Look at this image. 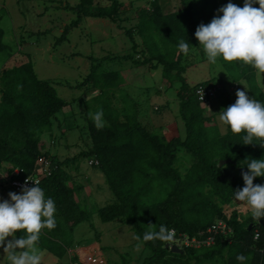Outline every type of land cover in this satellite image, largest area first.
<instances>
[{"label": "trees", "instance_id": "trees-1", "mask_svg": "<svg viewBox=\"0 0 264 264\" xmlns=\"http://www.w3.org/2000/svg\"><path fill=\"white\" fill-rule=\"evenodd\" d=\"M93 1L83 0L80 5L70 8L77 19L66 27L61 42L84 19L123 21L119 0H112L111 7L98 10L92 9ZM182 2L185 7L176 12L166 13L158 1L154 2L152 13L142 12L138 34L144 39L147 50L142 51L139 59L128 55L111 56L104 61L131 62L138 67L157 61L155 67H163V79L171 86L181 85L178 96L181 99L180 114L186 127L185 139H161L144 123L148 119L140 117L138 111L126 110V122L119 123V115L112 104L103 111H108L111 127L97 129L90 120L94 148L80 158L95 157L99 162L98 168L106 175L118 200L97 214L105 223L120 222L131 227L141 238L145 231H158L160 225L190 238L205 233L216 219L226 221L232 228L228 237H217L214 247L201 250L185 247L182 254L166 249L170 241L144 242L141 239L152 253L144 264H205L214 260L239 264L236 259L239 254L248 258L247 264H264V218L260 221L254 218L241 220L238 213L229 218L223 210L224 206L235 201L234 190L244 186L242 170L248 169L241 166L248 158H264V146L243 145V134L230 131L223 136L217 126H207L212 120L205 117L197 91L201 87L218 86V81L190 85L184 77L186 68L182 66L185 55L179 52L177 45L183 39L193 45L191 51H201L202 58L206 59L195 32L201 23L207 24L217 15L219 5L216 0ZM228 2L223 1L224 5ZM126 32L137 53L139 45L133 32ZM4 39L5 32L0 27V53L9 49ZM177 53L179 58L174 61L172 58ZM218 61L228 70L232 81L240 83L246 80L252 97L264 100V88L258 82L256 69L239 61ZM102 63L98 62L92 68L85 84L91 83L93 88L101 90L103 96L106 90L111 89L113 93L114 88H122L124 79L120 71L99 74ZM0 95V167L11 165L23 169L22 178H25L34 173L39 160H55L48 150L51 143L47 144L43 137L53 132L54 120L69 104L59 97L50 82L38 77L32 62L0 74ZM127 97L125 95L126 100ZM131 106L137 109L138 104L133 101ZM181 148L194 159L186 178H181L178 170L172 168L178 159L176 152ZM227 160L231 163L221 167L220 163ZM78 161L79 158L57 161L58 166L52 175L40 185L56 201L58 209L57 230L45 229L44 235L50 240L43 237L40 245L59 257L68 252L74 229L90 217L82 206L76 204L73 191L64 185L68 174L65 166ZM254 183L264 185V177H257ZM61 230L65 235H57Z\"/></svg>", "mask_w": 264, "mask_h": 264}, {"label": "rangeland", "instance_id": "rangeland-1", "mask_svg": "<svg viewBox=\"0 0 264 264\" xmlns=\"http://www.w3.org/2000/svg\"><path fill=\"white\" fill-rule=\"evenodd\" d=\"M82 1L0 0V27L5 32L4 42L9 47L8 50L0 53V74L5 70L32 62L38 77L50 82L59 97L69 104L54 120L53 132L43 137L47 144L51 143L47 149L51 150V156L55 157V160H39L32 176H39L45 180L58 166L57 161L66 162L79 158L77 163L65 166L68 174L64 185L73 191L76 204L82 206L90 217L76 227L74 235L84 241L91 239L99 241L107 258L105 261L99 257L96 262L95 258L88 255L92 254L89 251H99V245L95 244L89 251L83 248L85 250L83 254L86 256L85 258L81 254L83 260L87 261V264H144L152 253L143 242L134 239L136 232L120 222L105 223L98 216L97 212L100 209L117 203L118 200L107 182L106 175L98 165H91L92 160H96L95 157L80 158V156L84 153L88 154L94 148L90 131L92 119L89 114L108 110L111 104L119 115V123L126 122V110L133 113L138 111L140 117L148 119L144 123L161 139L167 141L178 137L185 139L186 127L180 114L181 99L178 96L181 85L171 86L165 81L162 77L163 67L159 66L158 69L155 67L157 61L139 67L131 62L104 61L111 56L128 55L139 59L142 51L147 50L144 39L138 34L142 21L140 16L144 11L152 13L155 1L162 5L166 13L176 12L185 5L182 0H119L122 4L121 23H114L108 19H84L61 42L66 27L77 19L76 13L70 8L80 5ZM216 1L218 8L224 5V0ZM232 2L241 7L244 4V0H232ZM112 3V0H94L92 9L111 7ZM127 30L133 32L139 45L137 53L127 35ZM163 52L165 54L164 50ZM201 54H203L201 51L195 50L182 58V66L186 68L184 77L192 86L212 80L218 81L220 90L216 92L215 97L203 103L202 108L205 117L212 120L207 126H217L221 132L218 120L221 109L226 108L230 103H235L238 89L245 90L250 97L252 94L246 80L240 83L232 81L230 73L220 61L205 66L207 60L202 58ZM178 58L177 53L172 59L176 61ZM101 61L103 63L100 65L99 74L105 71H120L124 79L122 88H114L113 93L111 89L106 90L107 93L103 96L100 89L93 88L91 83L85 84L92 68ZM257 79L264 88V74L257 73ZM221 80H225V83H221ZM125 95H128L127 100ZM133 101L138 104L137 109L136 107L132 109ZM103 113L105 127H111L108 111ZM229 132L230 130H226L222 135L226 136ZM176 153L178 159L172 164V168L178 170L181 178H186L194 161L193 156L184 148ZM8 190L3 188L1 194L5 196ZM223 210L229 218L234 213H238L241 220L254 218L250 207L236 200L224 206ZM217 223L229 226L222 219H216L214 224ZM187 236V234L182 235L184 238ZM177 243L180 244L181 249L185 248L181 245L184 244L183 241L177 239L170 246H177ZM215 245L216 241L210 246H202L196 250ZM89 259L95 263L90 262ZM205 264L226 263L214 260Z\"/></svg>", "mask_w": 264, "mask_h": 264}, {"label": "clouds", "instance_id": "clouds-1", "mask_svg": "<svg viewBox=\"0 0 264 264\" xmlns=\"http://www.w3.org/2000/svg\"><path fill=\"white\" fill-rule=\"evenodd\" d=\"M195 37L206 55L205 66L214 65L219 59L239 61L264 74V0H244L243 7L229 0L209 23L197 27ZM192 46L183 39L177 45L185 56L190 54ZM236 96L235 103L219 112L221 134L230 130L243 134V145L264 146V100L250 97L243 89H238ZM89 115L97 129L106 126L102 110ZM245 161L241 166L248 169L242 172L244 186L234 190V198L249 206L255 221H260L264 218V185L254 181L264 177V158ZM0 168L18 169L11 165ZM34 182L35 186L30 187L26 181L20 193L13 191L9 192V198H0V248L6 253L7 264H43L44 252L37 247L38 242L43 230L57 227L56 201L38 181ZM174 237V230L166 225H160L158 231H145L142 238L134 235L135 240L144 242L172 241ZM236 259L239 264H247L244 254Z\"/></svg>", "mask_w": 264, "mask_h": 264}, {"label": "built area", "instance_id": "built-area-1", "mask_svg": "<svg viewBox=\"0 0 264 264\" xmlns=\"http://www.w3.org/2000/svg\"><path fill=\"white\" fill-rule=\"evenodd\" d=\"M220 90L219 86H212L210 88H199L197 91L199 100L203 103L208 102L210 99H212L213 97H215L216 92ZM99 165V162L96 160H92L91 165ZM10 169H4V168H0V193L3 191V188H8L10 189L12 192H17L20 193L22 188L25 186V182L27 181L28 186H35V182L34 181H38L39 185H41V183L43 182V178H40L39 176H27L25 178H22L23 174H24V170L23 169H15L14 171H10ZM34 180V181H32ZM175 237L172 241H170V244L173 243V241L175 239L177 240H181L183 241L184 244H181L185 247L188 248H193V249H198L199 247L202 246H210V244L212 242L215 243L216 239L218 236H228L229 234L232 233V230L230 229V227L227 224H221V223H217L214 224L212 227H210L208 229L207 232L200 234L199 237H194V238H190L189 236L187 237H182L183 234H178L175 230ZM187 241V243H185V241ZM180 244L177 243V246H179Z\"/></svg>", "mask_w": 264, "mask_h": 264}, {"label": "crops", "instance_id": "crops-1", "mask_svg": "<svg viewBox=\"0 0 264 264\" xmlns=\"http://www.w3.org/2000/svg\"><path fill=\"white\" fill-rule=\"evenodd\" d=\"M9 192H12V191L9 189L8 192L5 194V196H4V194L2 195L0 193V198H5V197L9 198L8 197ZM64 228H65V226H64ZM55 229L57 230V228H55ZM75 229H74V231H75ZM74 231H73L74 237L70 241L72 244H71L70 248L68 249V252L65 254L64 257H59L58 255H55V253H52L48 249H44L40 245V241L38 242L37 247L44 252L43 264H87V261H84L82 258V256H84L86 258V256L83 254L85 252V250L83 248H87V250L89 251L90 248L92 246H94L95 244L99 245V247H100L99 251L94 252V250L91 249L93 252L89 251L92 254H88V255L91 256L92 258H95L94 260H97L96 262H98L99 257H101V259H103V260L105 259V261H107V258L101 249V243L99 241H97L95 239H91L88 241L78 239L76 234L74 235ZM61 232H62V230L59 231L57 233V235L58 234H60V236L65 235V233H63V235H62ZM44 234H45V231L43 230V232H42L43 236L41 235V238L45 237V239L50 240V238H48L49 236H45ZM19 235H20V233L17 232V236H19ZM9 239H11V237H9ZM42 243H43V241H42ZM83 246H85V247H83ZM81 254H82V256H81ZM99 255H101V256H99ZM90 259H89V261L93 262V260H90ZM3 260H4V262H3ZM93 263H95V262H93ZM0 264H7L6 253L3 251L2 248H0Z\"/></svg>", "mask_w": 264, "mask_h": 264}, {"label": "water", "instance_id": "water-1", "mask_svg": "<svg viewBox=\"0 0 264 264\" xmlns=\"http://www.w3.org/2000/svg\"><path fill=\"white\" fill-rule=\"evenodd\" d=\"M229 163H231V161H222L221 163H220V166L222 167V166H224V165H227V164H229ZM244 170H242V172H243ZM262 223L264 224V221H262ZM253 226H251V228H252ZM250 228V229H251ZM171 248V251L172 252H174V253H180V254H182L183 253V250L182 249H180L178 246H170V244H167V246H166V249H170Z\"/></svg>", "mask_w": 264, "mask_h": 264}]
</instances>
